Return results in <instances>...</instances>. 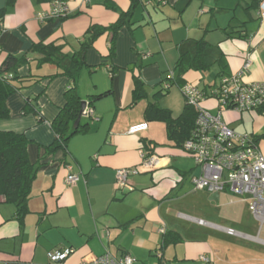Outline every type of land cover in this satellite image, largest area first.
<instances>
[{
  "label": "crops",
  "instance_id": "0c3cea01",
  "mask_svg": "<svg viewBox=\"0 0 264 264\" xmlns=\"http://www.w3.org/2000/svg\"><path fill=\"white\" fill-rule=\"evenodd\" d=\"M67 5L68 17L40 21L36 14L47 11L50 0H0V69L9 55L25 53L32 42L53 40L72 53L91 24L108 26L120 12H131L116 34L112 56L109 31L86 51L87 66L75 83L81 100L106 94L88 103L99 119L71 136L65 149L46 151L54 138L50 123L65 103V90L73 86L68 76L43 77L8 97L10 115L0 119V130L24 133L29 160L40 165L23 214L0 197V261L46 264L49 252L70 248V264L105 251L127 253L132 264H205L201 255L225 264L222 250H227L228 236L264 243L237 230L239 236L229 235L227 226L182 205V196L189 195L184 187L192 191L191 175L198 172L195 160L167 139L163 121L149 120L144 113L151 102L174 116L181 113L182 91L169 94L173 86L181 90L177 78L194 84L202 94L200 105L213 114L219 104L211 95L222 76L249 62L243 80L264 81V0H67ZM181 55L183 65L177 67ZM33 59L30 55L17 75L56 72L55 65L37 67ZM133 74L143 89L139 98L133 93ZM26 101L31 105L24 108ZM221 118L235 132L258 137L264 151V108L225 109ZM80 121L87 122L85 117ZM142 122H147L146 130L128 133ZM144 142L153 147L157 165L129 175L128 186L118 187L116 170L139 165L141 151L148 147ZM68 173L80 179L67 185Z\"/></svg>",
  "mask_w": 264,
  "mask_h": 264
},
{
  "label": "built area",
  "instance_id": "2783aa9c",
  "mask_svg": "<svg viewBox=\"0 0 264 264\" xmlns=\"http://www.w3.org/2000/svg\"><path fill=\"white\" fill-rule=\"evenodd\" d=\"M69 14L67 0H50V8L36 14L42 21L49 17H65ZM260 16L264 18V9ZM249 62L243 68L230 75L221 77L212 94L218 101L219 112L211 113L200 105L202 94L192 83H184L181 87L186 102L195 107V123L191 135L183 142L182 149L195 160L198 172L191 175L194 189L209 192H229L245 195L246 203L252 215L261 225L264 223V151H262L252 135L235 132L221 118V111L234 109L237 111H255L264 107V81H244L243 75ZM172 78V74H170ZM169 87V84H165ZM82 116L97 121L93 108L86 103ZM147 122L129 127V134H137L146 130ZM141 163L134 167L116 170L118 187L128 186V176L142 171L152 170L158 159L152 153L141 151ZM70 168V166H68ZM79 175L68 173L65 177L67 185L75 184ZM202 222V221H199ZM163 231V230H162ZM229 235H240L237 231L226 228ZM73 252L70 248L48 253L47 264H70L68 257ZM200 260L205 264H217L206 255ZM133 258L125 253L119 256L105 251L100 255H90L75 264H132ZM0 264H30L17 260L0 261Z\"/></svg>",
  "mask_w": 264,
  "mask_h": 264
},
{
  "label": "trees",
  "instance_id": "16d2710c",
  "mask_svg": "<svg viewBox=\"0 0 264 264\" xmlns=\"http://www.w3.org/2000/svg\"><path fill=\"white\" fill-rule=\"evenodd\" d=\"M13 1L7 0V4H12ZM134 1L132 0V2ZM130 14V11L120 12L116 21L108 26L91 24L87 28L83 40L80 42V47L72 53H67L63 50L64 44L56 43V41L52 40L32 42L25 53L19 56L9 55L0 69V119L9 117L10 113L7 106V99L14 92L31 86L43 77L53 78L56 75L68 76L73 82V86L65 90V103L50 123L54 138L52 143L46 147V151L53 153L59 149H65L69 138L78 132L85 131L89 127L91 120L85 117L87 120L86 123L82 124L79 121L77 126H74L83 102L75 83L81 68L87 66L85 61L86 51L92 46L98 36L109 31L111 33L109 56H112L114 54L116 34L123 25L128 24L127 20ZM65 17H68V15ZM30 55H34L33 60L37 67L46 63L53 64L56 66V72L46 76L31 73L28 76L20 77L16 73L17 68L29 62L28 57ZM183 56L181 55L179 57L177 67H181ZM195 58L198 59V62L202 60L201 49H199ZM176 82L181 87L184 84L179 78L176 79ZM133 83L135 85L133 89L134 96L139 98L143 95V89L141 82L135 74H133ZM168 88L165 87V89ZM105 94L106 92L93 94L91 98L97 99ZM92 99L84 102L91 104ZM29 105H31L29 101H26L24 108ZM144 113L149 120H160L165 123L167 139L172 141L175 147L182 148L183 142L191 135L194 128L195 107L189 105L186 100L181 113L177 116H174L169 109L159 107L153 102L146 106ZM38 120H42L40 115ZM253 138L258 142V137L254 136ZM28 144L29 140L24 133L12 130H0V197L6 202L15 204L20 214H23L25 211L31 186L40 165V161L33 163L29 160L27 152ZM144 144L148 146V143L144 142ZM146 149L147 153L153 152V147L151 146L146 147ZM164 241L166 242V237Z\"/></svg>",
  "mask_w": 264,
  "mask_h": 264
},
{
  "label": "rangeland",
  "instance_id": "374dc122",
  "mask_svg": "<svg viewBox=\"0 0 264 264\" xmlns=\"http://www.w3.org/2000/svg\"><path fill=\"white\" fill-rule=\"evenodd\" d=\"M180 91L176 86H173L169 94L171 92L181 94ZM173 100H175L174 96L171 101ZM174 113H178L177 109ZM190 162L193 164L191 160ZM184 188L189 195L187 197L182 196L181 203L183 206L192 207V209L195 207L201 210L205 216L206 214L211 216V220L217 221L228 228L233 227L231 229L237 230L242 234L258 236V238L264 240V224L262 226L260 221L249 211L245 195L214 194L216 192L194 190V187H192V191L197 192L194 195L189 186ZM204 193H208L210 196L207 198V194ZM216 195H222V198H217ZM193 214L196 213L193 212ZM225 246H227V250H222L226 254H224L225 264H264V243L261 241L245 237L228 236Z\"/></svg>",
  "mask_w": 264,
  "mask_h": 264
},
{
  "label": "water",
  "instance_id": "95a60500",
  "mask_svg": "<svg viewBox=\"0 0 264 264\" xmlns=\"http://www.w3.org/2000/svg\"><path fill=\"white\" fill-rule=\"evenodd\" d=\"M85 106H86V103L83 101L82 104H81V109H80V112H79V115L78 117L76 118L75 122H74V126H77V124L79 123L81 117H82V112L83 110L85 109Z\"/></svg>",
  "mask_w": 264,
  "mask_h": 264
}]
</instances>
